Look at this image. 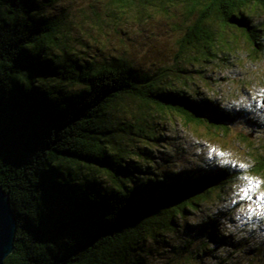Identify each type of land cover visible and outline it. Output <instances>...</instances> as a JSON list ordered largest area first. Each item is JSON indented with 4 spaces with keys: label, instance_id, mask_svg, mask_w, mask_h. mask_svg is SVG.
<instances>
[{
    "label": "trees",
    "instance_id": "1",
    "mask_svg": "<svg viewBox=\"0 0 264 264\" xmlns=\"http://www.w3.org/2000/svg\"><path fill=\"white\" fill-rule=\"evenodd\" d=\"M46 2L53 1L0 0V187L16 219L4 264H145L147 242L168 244L181 220L221 198L237 174L196 167L162 173L132 160L122 140L136 135L157 145L152 112L223 134L234 118L209 98L160 89L163 75L73 58L63 22L43 13ZM115 2L121 9L182 2L191 23L178 41L180 55H211L218 37L211 23L237 29L256 54L264 52L263 29L246 12L264 9V0ZM117 112L131 121H118ZM253 171L264 174V146ZM217 222L210 214L187 225L179 256L210 257L208 246L228 245Z\"/></svg>",
    "mask_w": 264,
    "mask_h": 264
},
{
    "label": "rangeland",
    "instance_id": "2",
    "mask_svg": "<svg viewBox=\"0 0 264 264\" xmlns=\"http://www.w3.org/2000/svg\"><path fill=\"white\" fill-rule=\"evenodd\" d=\"M46 2V17L63 23V42L73 58L97 65L127 66L143 74L163 75L160 89L171 88L197 98H209L234 118L228 134L205 127L186 126L174 115H155L157 145L136 135L122 140L130 158L141 166L160 172L192 168H227L237 174L221 198L204 204L168 244L147 242L141 254L145 264H261L264 261V174L253 171L255 158L264 146V52L256 54L237 29L222 30L215 23L216 45L211 55L188 50L180 55L178 41L191 23L182 2L121 9L115 0H52ZM252 23L263 29L264 9H246ZM180 57V58H179ZM136 110L133 103H129ZM127 109V106L122 108ZM128 112H126L127 114ZM116 113L118 121L130 122L127 114ZM115 122L116 120L113 119ZM250 135L247 139L242 137ZM148 158V159H145ZM244 165V167H240ZM85 172V171H84ZM103 187L109 178L99 173ZM251 181V183H249ZM217 217L225 246H208L205 254L188 258L184 246L186 226L206 215Z\"/></svg>",
    "mask_w": 264,
    "mask_h": 264
},
{
    "label": "water",
    "instance_id": "3",
    "mask_svg": "<svg viewBox=\"0 0 264 264\" xmlns=\"http://www.w3.org/2000/svg\"><path fill=\"white\" fill-rule=\"evenodd\" d=\"M264 104V99L261 101ZM248 137H251L248 135ZM16 232V219L13 215L9 197L0 187V264L14 250V239Z\"/></svg>",
    "mask_w": 264,
    "mask_h": 264
},
{
    "label": "snow or ice",
    "instance_id": "4",
    "mask_svg": "<svg viewBox=\"0 0 264 264\" xmlns=\"http://www.w3.org/2000/svg\"><path fill=\"white\" fill-rule=\"evenodd\" d=\"M240 167H244V165H240ZM249 183H251V181H249Z\"/></svg>",
    "mask_w": 264,
    "mask_h": 264
}]
</instances>
